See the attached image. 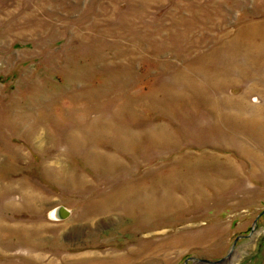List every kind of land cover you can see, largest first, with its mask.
<instances>
[{
    "label": "rangeland",
    "instance_id": "374dc122",
    "mask_svg": "<svg viewBox=\"0 0 264 264\" xmlns=\"http://www.w3.org/2000/svg\"><path fill=\"white\" fill-rule=\"evenodd\" d=\"M0 264H264V0H0Z\"/></svg>",
    "mask_w": 264,
    "mask_h": 264
},
{
    "label": "water",
    "instance_id": "95a60500",
    "mask_svg": "<svg viewBox=\"0 0 264 264\" xmlns=\"http://www.w3.org/2000/svg\"><path fill=\"white\" fill-rule=\"evenodd\" d=\"M234 245H235V244H234ZM229 255H230V254H229ZM225 259H226V258H225ZM225 259H224V260H225Z\"/></svg>",
    "mask_w": 264,
    "mask_h": 264
}]
</instances>
